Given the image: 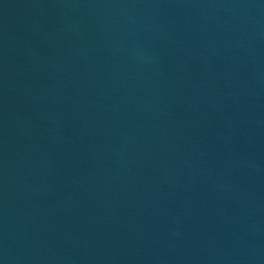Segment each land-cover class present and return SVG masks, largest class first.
Returning <instances> with one entry per match:
<instances>
[{
  "label": "water",
  "instance_id": "1",
  "mask_svg": "<svg viewBox=\"0 0 264 264\" xmlns=\"http://www.w3.org/2000/svg\"><path fill=\"white\" fill-rule=\"evenodd\" d=\"M0 264H264V0H0Z\"/></svg>",
  "mask_w": 264,
  "mask_h": 264
}]
</instances>
